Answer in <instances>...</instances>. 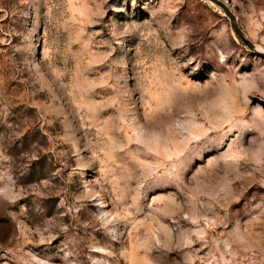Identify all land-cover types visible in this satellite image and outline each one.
Masks as SVG:
<instances>
[{
    "label": "rangeland",
    "instance_id": "rangeland-1",
    "mask_svg": "<svg viewBox=\"0 0 264 264\" xmlns=\"http://www.w3.org/2000/svg\"><path fill=\"white\" fill-rule=\"evenodd\" d=\"M0 264H264V58L219 6L0 0Z\"/></svg>",
    "mask_w": 264,
    "mask_h": 264
},
{
    "label": "water",
    "instance_id": "water-1",
    "mask_svg": "<svg viewBox=\"0 0 264 264\" xmlns=\"http://www.w3.org/2000/svg\"><path fill=\"white\" fill-rule=\"evenodd\" d=\"M217 6H219L225 13V15L228 17V19L230 20V23H231V27L233 29V32L235 33V35L250 49L254 50L256 52V54H258L259 56L263 57L264 58V53H260V52H257L253 45L248 42L244 35L242 34L241 30L239 29L237 23H236V20H235V17L234 15L232 14L231 10L227 7V5L225 3H223L222 1L220 0H207Z\"/></svg>",
    "mask_w": 264,
    "mask_h": 264
},
{
    "label": "bare ground",
    "instance_id": "bare-ground-1",
    "mask_svg": "<svg viewBox=\"0 0 264 264\" xmlns=\"http://www.w3.org/2000/svg\"><path fill=\"white\" fill-rule=\"evenodd\" d=\"M257 52H262L261 50H259V49H255Z\"/></svg>",
    "mask_w": 264,
    "mask_h": 264
}]
</instances>
